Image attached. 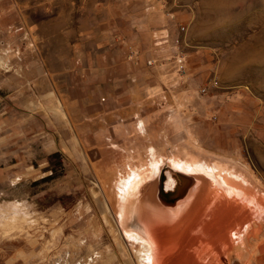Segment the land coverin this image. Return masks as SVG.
I'll list each match as a JSON object with an SVG mask.
<instances>
[{"label":"rangeland","instance_id":"rangeland-1","mask_svg":"<svg viewBox=\"0 0 264 264\" xmlns=\"http://www.w3.org/2000/svg\"><path fill=\"white\" fill-rule=\"evenodd\" d=\"M160 35L165 41L156 44ZM127 46L128 56L141 55L146 67L170 71L163 95L139 107L147 131L116 148L103 178L75 181L72 193H56L52 176L0 183L7 190L0 192V264L22 242L42 251L40 264H147L140 242L124 230L137 222L125 219L124 203L127 181L153 159L162 163L160 176L143 182L132 199L143 210L183 203L167 226L180 222L197 184L210 183L201 173L185 175L184 185L171 161L243 179L259 197V207L241 204L237 215L245 220L215 232L213 249L207 251L210 240L201 241L194 263L264 264V0H0V136L3 95L81 92L82 61L123 59ZM65 65L74 84L56 76ZM133 111L125 105L121 123ZM57 158L48 157L54 165ZM168 172L178 188L165 190ZM160 185L179 192L166 199ZM50 204L74 208L67 227H59L58 214L41 212Z\"/></svg>","mask_w":264,"mask_h":264},{"label":"crops","instance_id":"crops-1","mask_svg":"<svg viewBox=\"0 0 264 264\" xmlns=\"http://www.w3.org/2000/svg\"><path fill=\"white\" fill-rule=\"evenodd\" d=\"M139 35L142 36L141 33ZM129 46L123 59L83 60L79 65L83 69L85 86L81 92L3 95L0 136L2 186L9 187L15 180L22 182L52 176L56 193H72L75 181L83 183L103 178L110 168L107 166L115 160L116 148L131 141L130 135H136L138 140V130L147 131V117L142 116L139 107L150 103L153 95H163L170 71L166 65L146 67L141 55L134 61L128 56ZM120 48L117 46L118 50ZM57 64L61 67L60 63ZM66 66L56 72V76H64L72 83L74 72L66 70ZM70 67H75L74 63L67 66ZM125 105L134 109L128 124L120 120ZM56 153L58 158L54 165L48 157ZM0 192L7 194L4 188ZM43 209L46 214L61 216L59 227L68 226L74 211V208L57 204L42 206L41 212ZM42 256V251H32L26 242H22L4 256V262L40 264L39 260L46 258Z\"/></svg>","mask_w":264,"mask_h":264},{"label":"bare ground","instance_id":"bare-ground-1","mask_svg":"<svg viewBox=\"0 0 264 264\" xmlns=\"http://www.w3.org/2000/svg\"><path fill=\"white\" fill-rule=\"evenodd\" d=\"M168 166L177 173V177L184 185L187 182L185 175L195 176L201 173L209 178L210 183L203 181V184H197L189 208L180 222L177 225L167 226L166 222L180 212L183 203L175 201V207L161 208V211L143 210L137 203L139 201L137 196L136 200L132 199L143 182L156 179L161 174L162 163L159 159L151 160L148 170L136 173L127 181L124 217L135 218L137 222L130 226L125 225L124 230L129 237L140 242L141 259L147 264H200V262L194 263L193 253L196 252L198 245H201V241L204 238L210 240L207 251L213 249L215 232L224 228H228L226 231H229L235 223L245 220L244 217L237 215L242 208L241 204L246 202L259 207V197L250 193L243 185V179L236 181L228 176L216 174L212 169L197 162L180 164L171 161ZM177 177L171 172L167 173L165 190L177 187ZM189 188L190 186L187 188L185 186L184 192L189 191ZM167 204L164 200L160 203L162 207H167ZM237 250L243 251L242 247Z\"/></svg>","mask_w":264,"mask_h":264},{"label":"water","instance_id":"water-1","mask_svg":"<svg viewBox=\"0 0 264 264\" xmlns=\"http://www.w3.org/2000/svg\"><path fill=\"white\" fill-rule=\"evenodd\" d=\"M178 192H179V189L176 191H164V187L162 185H160V194H161V196L165 197L166 199H172L173 200L176 197V195L178 194Z\"/></svg>","mask_w":264,"mask_h":264},{"label":"built area","instance_id":"built-area-1","mask_svg":"<svg viewBox=\"0 0 264 264\" xmlns=\"http://www.w3.org/2000/svg\"><path fill=\"white\" fill-rule=\"evenodd\" d=\"M164 41H165V40H164V36H162V40H161V41H157L156 44H163ZM131 54H132V55H131V58H132L134 61H136V60H137V58H136L137 53H135V52L133 51ZM146 64H147V65H152V64H153V59H149V60H147V61H146Z\"/></svg>","mask_w":264,"mask_h":264}]
</instances>
